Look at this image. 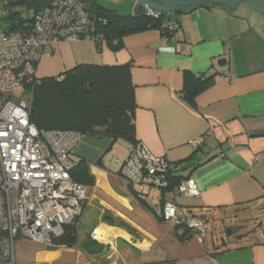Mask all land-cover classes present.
<instances>
[{
	"label": "crops",
	"instance_id": "crops-1",
	"mask_svg": "<svg viewBox=\"0 0 264 264\" xmlns=\"http://www.w3.org/2000/svg\"><path fill=\"white\" fill-rule=\"evenodd\" d=\"M98 1L122 13H132L135 3ZM183 9L171 17L178 27L166 42L157 29L126 35L116 51L104 41L98 50L91 38L55 41L52 53L38 60L36 77L57 76L79 63H129L135 139L172 162V174L192 176L199 188L197 197L179 196L176 202L213 218L264 205V134H257L264 131V14L245 3L230 11L207 4ZM221 57L223 66L217 63ZM185 71L213 76L192 105L181 96ZM198 136L203 141L194 148L191 141ZM110 141L83 134L73 148L72 157L89 161L94 176L85 184L74 243L18 238L13 260L0 264H264L262 224L229 237L206 232L201 239H179L174 225L160 216L161 193L154 204L145 193L146 207L117 172L121 160L108 155L115 144L108 150ZM99 157L101 166L95 164ZM90 238L102 245L99 252L82 248Z\"/></svg>",
	"mask_w": 264,
	"mask_h": 264
},
{
	"label": "built area",
	"instance_id": "built-area-1",
	"mask_svg": "<svg viewBox=\"0 0 264 264\" xmlns=\"http://www.w3.org/2000/svg\"><path fill=\"white\" fill-rule=\"evenodd\" d=\"M89 24L79 0H47L30 27L0 29V261L13 260L18 238L53 245V238L82 213L87 187L70 175L80 134L37 128L29 117L32 94L26 84L36 77L40 57L52 53L53 42L82 38ZM167 26L177 28L173 22ZM202 141L198 136L191 145L197 148ZM126 149L117 172L141 197L146 189H157L162 220L201 239L208 230L206 217L176 202L179 196L199 195L194 178L186 176L169 187L172 162L139 141L127 143Z\"/></svg>",
	"mask_w": 264,
	"mask_h": 264
},
{
	"label": "trees",
	"instance_id": "trees-1",
	"mask_svg": "<svg viewBox=\"0 0 264 264\" xmlns=\"http://www.w3.org/2000/svg\"><path fill=\"white\" fill-rule=\"evenodd\" d=\"M9 5H25L33 9L30 18H24L19 12H11L4 19L5 28L15 30L30 27L34 22V13L46 5L47 0H2ZM87 17L90 19L87 33L82 38H91L100 49V43L116 51L123 47L126 35L157 29L162 36L171 38L167 23L177 25L176 18L185 9L163 15H140L122 13L113 7H107L98 0H79ZM182 98L192 105L196 94L211 83L213 76L195 75L185 71L183 75ZM26 87L32 94L29 117L39 129L72 130L76 133L111 139L108 150L118 140L135 143L134 130V87L130 78V64L96 65L79 63L57 76L35 77ZM264 134V131L257 132ZM70 170L72 179L83 184H91L94 176L90 171V162L85 158L74 159ZM95 164L102 165V157ZM174 165V164H173ZM169 187L182 178L177 174L167 173ZM134 196L149 207L145 197L135 191ZM162 203V202H161ZM161 216V213H160ZM77 220V219H76ZM76 220L64 227L61 236L53 238V245H71L76 237ZM175 227V234L181 240L191 236L187 230L180 232ZM149 264H164L152 262Z\"/></svg>",
	"mask_w": 264,
	"mask_h": 264
},
{
	"label": "rangeland",
	"instance_id": "rangeland-1",
	"mask_svg": "<svg viewBox=\"0 0 264 264\" xmlns=\"http://www.w3.org/2000/svg\"><path fill=\"white\" fill-rule=\"evenodd\" d=\"M100 1L108 5H113V0ZM11 12H19L24 18H30L33 15V9L31 7H27L25 5H9L0 0V29L6 26L4 19ZM108 155L117 157L120 160L124 159L127 155L125 142L118 140L113 145V148L110 150ZM156 192L157 189L155 188L145 190V193H148L147 199L151 204H154V201L156 200ZM206 220L208 222L207 236L222 234L229 237L231 234L228 233L227 228H230L231 233H235L236 231H240V228L242 227V229L246 231L247 229L249 230L251 228L258 227L261 224L264 225V205H252L249 206L245 211L239 210L237 213L233 211L224 212L221 215H217L215 218L208 215Z\"/></svg>",
	"mask_w": 264,
	"mask_h": 264
},
{
	"label": "water",
	"instance_id": "water-1",
	"mask_svg": "<svg viewBox=\"0 0 264 264\" xmlns=\"http://www.w3.org/2000/svg\"><path fill=\"white\" fill-rule=\"evenodd\" d=\"M245 3L253 9L264 14V0H135L132 7V15H152L158 16L168 12L183 8H193L198 4L222 5L228 7V10L234 9L237 4ZM225 58L221 57L217 60L218 65H225ZM230 233V228H227ZM82 248L88 253H96L102 249V245H94L93 239H88L82 243Z\"/></svg>",
	"mask_w": 264,
	"mask_h": 264
}]
</instances>
